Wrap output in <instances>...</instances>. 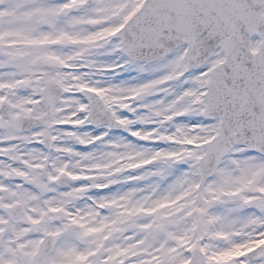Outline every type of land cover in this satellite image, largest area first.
I'll use <instances>...</instances> for the list:
<instances>
[{"label": "snow or ice", "instance_id": "1", "mask_svg": "<svg viewBox=\"0 0 264 264\" xmlns=\"http://www.w3.org/2000/svg\"><path fill=\"white\" fill-rule=\"evenodd\" d=\"M0 264H264V0H0Z\"/></svg>", "mask_w": 264, "mask_h": 264}]
</instances>
